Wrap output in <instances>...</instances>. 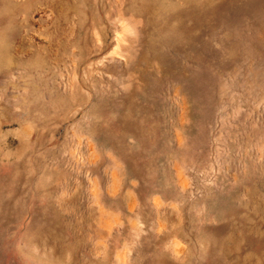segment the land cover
Here are the masks:
<instances>
[{
  "label": "rangeland",
  "instance_id": "rangeland-1",
  "mask_svg": "<svg viewBox=\"0 0 264 264\" xmlns=\"http://www.w3.org/2000/svg\"><path fill=\"white\" fill-rule=\"evenodd\" d=\"M0 264H264V0H0Z\"/></svg>",
  "mask_w": 264,
  "mask_h": 264
}]
</instances>
